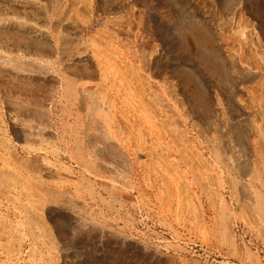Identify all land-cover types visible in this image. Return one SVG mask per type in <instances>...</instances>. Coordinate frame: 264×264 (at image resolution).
Here are the masks:
<instances>
[{
  "label": "rangeland",
  "instance_id": "1",
  "mask_svg": "<svg viewBox=\"0 0 264 264\" xmlns=\"http://www.w3.org/2000/svg\"><path fill=\"white\" fill-rule=\"evenodd\" d=\"M53 2L58 50L0 36V264H264V0L226 29L215 0ZM203 11L229 45L197 44Z\"/></svg>",
  "mask_w": 264,
  "mask_h": 264
},
{
  "label": "bare ground",
  "instance_id": "2",
  "mask_svg": "<svg viewBox=\"0 0 264 264\" xmlns=\"http://www.w3.org/2000/svg\"><path fill=\"white\" fill-rule=\"evenodd\" d=\"M191 4L194 6L198 3L199 0H188ZM58 2V0H57ZM202 2V1H201ZM215 5L213 6L215 9V12L222 13V15L227 16V18H223L224 21V29H226L228 26L231 25L232 20L236 17L241 16L242 12L247 9L245 0H236L234 4L227 3L226 0H215ZM53 0H0V8L3 5L4 8L7 7V4L10 5H20V6H26L31 5V8L38 9L42 12V19L43 24H39L36 21H25L19 17H5V15H2L0 13V36L5 37L6 42L10 43L16 47H23V46H29L33 45L37 49H42L45 46H48L50 50L55 51L56 46L49 42V29H46V26L50 24L51 18L50 15L47 13V7L53 4ZM67 3V1H66ZM200 3V2H199ZM140 5V4H139ZM154 5V4H153ZM49 6V7H50ZM55 7V6H54ZM8 8V7H7ZM207 8V7H206ZM205 8V9H206ZM104 10V9H103ZM39 11V12H40ZM52 11V10H51ZM213 11V10H212ZM214 13V12H213ZM51 14V13H50ZM213 14L210 12L207 14L206 11L202 12V15L199 17V21H201V24L205 31H200L199 25H195L192 29L193 36L195 40L197 41V44L208 46V45H214L217 40L218 42L222 43L223 46H226V38L218 33L214 36L213 32L209 31V27H213V24L215 23L213 17ZM221 15V14H220ZM231 15L229 18L228 16ZM96 17V16H94ZM194 18V17H193ZM174 19V18H173ZM63 20V19H62ZM55 21V20H54ZM238 21V20H237ZM192 22V21H191ZM235 22V21H234ZM52 24V23H51ZM235 24V23H234ZM215 25V24H214ZM233 25V24H232ZM76 26V25H75ZM78 26V25H77ZM48 27V26H47ZM51 27V26H50ZM215 27V26H214ZM74 28V27H73ZM214 29V28H213ZM223 29V30H224ZM73 30V29H72ZM75 30V29H74ZM228 31V30H227ZM79 33V32H78ZM74 37V35H72ZM232 36V35H231ZM69 36L64 35L61 37L62 43L67 44L69 41ZM72 38V37H71ZM60 39V38H59ZM233 42V41H231ZM243 43V42H242ZM228 44V42H227ZM63 45V44H62ZM229 45V44H228ZM61 46V45H60ZM65 46V45H64ZM237 46V45H236ZM84 47V45H83ZM47 48V47H46ZM82 48V47H80ZM227 48V47H226ZM229 49V48H228ZM238 49V48H236ZM235 49V50H236ZM58 50V49H56ZM84 51V50H83ZM209 51V50H208ZM237 51V50H236ZM66 51L64 50V53ZM84 54V53H83ZM242 54V53H241ZM79 55V54H78ZM91 55V54H90ZM223 55V54H222ZM221 56V59L223 61H226L229 69V73L232 76L233 79H235L236 82H241L245 79H249L253 77L255 74V70H253L251 67L247 66L246 64L241 61L240 58H238L235 54L228 52L225 56ZM5 55L0 53V68H3L5 63L1 61V59ZM67 56V55H66ZM69 57V56H68ZM93 57V56H92ZM241 57V56H240ZM243 58V57H242ZM84 59V58H83ZM63 60V59H62ZM247 60V59H246ZM76 61V60H75ZM92 62V61H91ZM101 62H103L101 60ZM100 62V63H101ZM106 63V62H105ZM108 63V62H107ZM32 64V63H31ZM34 64V63H33ZM83 64V63H82ZM75 66V65H74ZM107 67V66H106ZM105 67V68H106ZM84 69V68H83ZM82 69V70H83ZM5 70V69H4ZM31 70V69H30ZM41 70V69H40ZM81 70V69H80ZM79 70V71H80ZM104 70V69H103ZM15 74L17 73L22 74L25 73L21 70H15ZM50 71V70H49ZM106 72V71H105ZM257 72V70H256ZM74 73V72H73ZM108 73V72H107ZM32 74V73H31ZM77 74V73H76ZM106 74V73H105ZM109 76V75H108ZM70 77V76H69ZM58 82V81H57ZM68 86V85H67ZM87 86V85H86ZM101 86V85H100ZM229 86V85H228ZM238 86V85H237ZM70 87V86H69ZM77 87V86H76ZM91 87V86H90ZM93 87V86H92ZM97 87V86H96ZM95 88V87H94ZM79 91L83 94V96L90 95L87 94L88 88L85 87V85H81L79 88ZM90 89V88H89ZM96 89V88H95ZM101 90V89H100ZM98 91V90H96ZM240 91V90H239ZM89 93V92H88ZM98 93V92H97ZM103 93V92H101ZM93 97V95H92ZM238 97V96H237ZM94 98V97H93ZM98 98V97H96ZM105 98V97H104ZM241 99V98H240ZM98 100V99H97ZM95 100V101H97ZM240 101V100H238ZM14 103V102H13ZM107 104V102H106ZM243 105V104H242ZM232 106V105H231ZM217 107V106H216ZM233 107V106H232ZM89 108V107H88ZM230 108V107H229ZM235 108V107H234ZM207 111V108H206ZM111 112V111H110ZM215 113V112H214ZM96 114V113H95ZM217 114V113H216ZM99 116V115H98ZM252 112L244 106L239 107L238 109L231 111V117L233 120H235L237 123H243L245 127H247L249 130L253 129V126L249 123L251 121ZM90 118V117H89ZM91 119V118H90ZM89 119V120H90ZM112 119V118H111ZM222 119V118H221ZM224 119V118H223ZM92 120V119H91ZM223 121V120H222ZM95 124V123H94ZM232 124V123H231ZM98 125V124H96ZM103 125V124H102ZM101 125V127H102ZM254 125V124H253ZM88 126V125H87ZM236 127V126H235ZM88 128V127H87ZM106 128V127H105ZM234 129V127H232ZM256 129V128H255ZM248 130V131H249ZM257 130V129H256ZM104 132V131H103ZM253 132V131H252ZM99 133V131H98ZM112 134V133H111ZM250 134V133H249ZM109 135V134H108ZM239 140V139H238ZM110 141V140H109ZM117 143V142H116ZM261 143V142H260ZM39 192V191H38ZM41 193V192H40ZM40 196V195H39ZM42 196V195H41ZM45 198V197H44ZM71 208V207H70ZM77 213V212H76ZM74 213V219L75 224L84 223L87 221L86 216L83 217L81 215H78ZM72 215V213H71ZM88 218V217H87ZM90 219V218H89ZM95 226V225H94ZM93 227V226H92ZM85 229V228H84ZM80 230V229H79ZM78 230V231H79ZM108 234H111L108 232ZM114 236L121 238L119 235L114 233ZM126 240V239H125ZM123 243V242H122ZM144 246V245H143ZM65 262V261H64ZM63 262V263H64Z\"/></svg>",
  "mask_w": 264,
  "mask_h": 264
}]
</instances>
